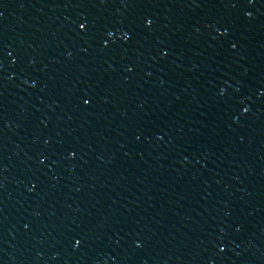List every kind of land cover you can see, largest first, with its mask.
Returning a JSON list of instances; mask_svg holds the SVG:
<instances>
[{"label":"water","instance_id":"95a60500","mask_svg":"<svg viewBox=\"0 0 264 264\" xmlns=\"http://www.w3.org/2000/svg\"><path fill=\"white\" fill-rule=\"evenodd\" d=\"M0 264H264V0H0Z\"/></svg>","mask_w":264,"mask_h":264}]
</instances>
